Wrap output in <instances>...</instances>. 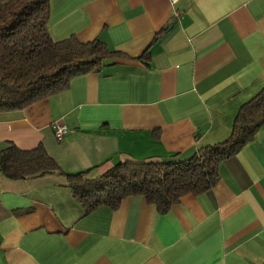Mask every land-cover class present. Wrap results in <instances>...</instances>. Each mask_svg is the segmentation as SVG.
I'll return each instance as SVG.
<instances>
[{"label":"crops","instance_id":"obj_1","mask_svg":"<svg viewBox=\"0 0 264 264\" xmlns=\"http://www.w3.org/2000/svg\"><path fill=\"white\" fill-rule=\"evenodd\" d=\"M47 31L118 54L0 113V149L41 145L66 174L185 160L224 141L264 86V0H49ZM217 174L165 213L130 196L88 214L58 172L0 174V264H264V126Z\"/></svg>","mask_w":264,"mask_h":264},{"label":"trees","instance_id":"obj_2","mask_svg":"<svg viewBox=\"0 0 264 264\" xmlns=\"http://www.w3.org/2000/svg\"><path fill=\"white\" fill-rule=\"evenodd\" d=\"M49 0H0V113L17 112L65 90L71 79L98 72L118 54L98 40L79 43L73 36L53 40L47 31ZM264 126V86L237 110L229 136L204 146L181 161L116 163L85 178L88 170L61 172L41 145L0 149V174L23 180L49 172L62 175L84 214L115 210L130 196L165 213L184 195L209 191L218 181V165L251 142Z\"/></svg>","mask_w":264,"mask_h":264},{"label":"built area","instance_id":"obj_3","mask_svg":"<svg viewBox=\"0 0 264 264\" xmlns=\"http://www.w3.org/2000/svg\"><path fill=\"white\" fill-rule=\"evenodd\" d=\"M176 0H169V2L172 4L174 3ZM66 129L63 125H54V137L55 139L59 140L61 139V137L63 136V134L65 133Z\"/></svg>","mask_w":264,"mask_h":264}]
</instances>
